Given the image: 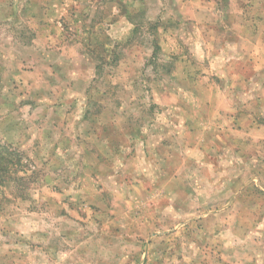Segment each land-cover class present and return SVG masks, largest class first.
Listing matches in <instances>:
<instances>
[{
  "label": "rangeland",
  "instance_id": "1",
  "mask_svg": "<svg viewBox=\"0 0 264 264\" xmlns=\"http://www.w3.org/2000/svg\"><path fill=\"white\" fill-rule=\"evenodd\" d=\"M7 1L0 264H264V0Z\"/></svg>",
  "mask_w": 264,
  "mask_h": 264
},
{
  "label": "crops",
  "instance_id": "2",
  "mask_svg": "<svg viewBox=\"0 0 264 264\" xmlns=\"http://www.w3.org/2000/svg\"><path fill=\"white\" fill-rule=\"evenodd\" d=\"M110 1H112V2H109L111 5H113V0H110ZM115 1V3H116V5H118V1L117 0H114ZM96 2V1H95ZM12 4V3H11ZM10 4H8V1L7 0H0V9H2V8H4V9H7L8 8V6H9ZM13 5V4H12ZM50 9H51V7H50ZM48 16H49V14H48ZM52 18V17H51ZM50 18V19H51ZM127 18V17H126ZM128 19V18H127ZM127 21H129V20H127ZM123 23H125V22H123ZM128 23V22H127ZM42 26H40V28H39V30L38 31H36V33H35V37H33L32 38V44L34 43V42H36V43H38L40 46V50L42 51V50H44V52H42L43 53V57H41L42 59H45V62L46 63H49L50 61H51V59H50V56L48 55V52H47V48H49V47H47V44H49L50 43V41H52V43L53 42H55L56 41V39H55V37H57V39L58 40H60V38L62 39V37H60V35L57 33V30H56V28H57V26H56V23L54 22L53 23V19H52V22L51 21H49V20H47L46 21V23L45 24H41ZM121 26V25H120ZM117 28V27H116ZM116 28H114V29H116ZM122 31V30H121ZM56 32V33H55ZM53 35V36H52ZM34 36V35H33ZM117 36V38H118V40H128V34H127V32L126 33H124V34H122L121 36H119L118 37V35H116ZM112 37V36H111ZM42 43H45L46 44V47L45 46H43L42 47ZM107 55V54H106ZM84 59L86 60V56H83L82 58H76V62L77 63H79V61H84ZM52 64H54L55 65V63H52ZM50 65V64H49ZM51 66V65H50ZM52 67V66H51ZM97 65H96V67H94V70H95V72L97 71ZM56 69H57V71H56ZM56 69L55 68H51V70H55V72L56 73H58V74H60V72L62 73L63 71H66V69L65 68H58L57 66H56ZM54 74V72L52 71L51 72V75H53ZM96 74H97V72H96ZM64 81H66V80H64ZM67 89V88H66ZM75 117V116H74ZM82 117H81V119L79 120V118L77 117L76 118V120H78V122H77V124L78 125H80V123H81V121H82ZM63 120L65 121V120H70L69 118L68 119H66V117H64L63 118ZM82 127L83 128H86V131L88 130V127H87V123L85 122V123H83L82 124Z\"/></svg>",
  "mask_w": 264,
  "mask_h": 264
},
{
  "label": "trees",
  "instance_id": "3",
  "mask_svg": "<svg viewBox=\"0 0 264 264\" xmlns=\"http://www.w3.org/2000/svg\"><path fill=\"white\" fill-rule=\"evenodd\" d=\"M12 155V151L0 143V189L21 173L19 171L21 162L14 161Z\"/></svg>",
  "mask_w": 264,
  "mask_h": 264
}]
</instances>
